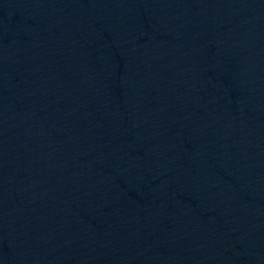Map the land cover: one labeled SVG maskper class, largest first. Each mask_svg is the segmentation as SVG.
I'll return each mask as SVG.
<instances>
[{
  "label": "water",
  "instance_id": "obj_1",
  "mask_svg": "<svg viewBox=\"0 0 264 264\" xmlns=\"http://www.w3.org/2000/svg\"><path fill=\"white\" fill-rule=\"evenodd\" d=\"M0 264H264V0H0Z\"/></svg>",
  "mask_w": 264,
  "mask_h": 264
}]
</instances>
